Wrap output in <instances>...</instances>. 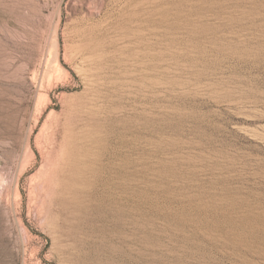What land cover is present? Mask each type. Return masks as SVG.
Instances as JSON below:
<instances>
[{"label": "rangeland", "instance_id": "1", "mask_svg": "<svg viewBox=\"0 0 264 264\" xmlns=\"http://www.w3.org/2000/svg\"><path fill=\"white\" fill-rule=\"evenodd\" d=\"M0 264H264V0H0Z\"/></svg>", "mask_w": 264, "mask_h": 264}, {"label": "bare ground", "instance_id": "2", "mask_svg": "<svg viewBox=\"0 0 264 264\" xmlns=\"http://www.w3.org/2000/svg\"><path fill=\"white\" fill-rule=\"evenodd\" d=\"M208 27V26H207ZM214 28H212V30H213ZM207 30V29H206ZM210 30H211V28H210ZM216 33V32H215Z\"/></svg>", "mask_w": 264, "mask_h": 264}]
</instances>
